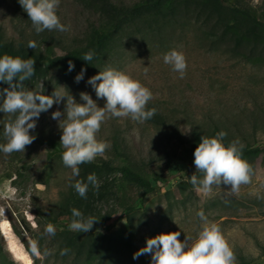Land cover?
<instances>
[{"label": "rangeland", "instance_id": "rangeland-1", "mask_svg": "<svg viewBox=\"0 0 264 264\" xmlns=\"http://www.w3.org/2000/svg\"><path fill=\"white\" fill-rule=\"evenodd\" d=\"M114 1L129 4L137 0ZM238 1L264 15V0ZM88 2L60 0L56 14L71 30L65 33L45 30L37 34L18 0H0V26L7 39L35 41L36 44L46 39L49 44L60 47L83 34L88 25L96 21ZM193 20L172 21L155 32L142 28L114 47L112 55L96 72L87 67L63 72L53 70L24 82L26 90L38 93L42 92V83L44 95L68 91L78 103H84L79 94L86 92L102 107L105 101L97 100L87 81L110 67L150 89L153 99L148 104L160 106L170 122L161 132L146 121L107 118L97 139L111 146L94 161L110 159V162L94 173L99 189L89 185L85 199L70 186L75 183V178L69 179L71 169L50 153L48 145L49 140L60 142L62 130L51 114L57 110L63 112L65 105L63 102L54 104L42 112L35 130H30L36 139L26 146L24 153L5 155L0 152V264H96V259L84 260L68 253L61 255L57 235L71 223L73 208L81 211L85 218L98 219L89 232L79 233V236L96 237L118 231L123 237L132 233L135 252L146 245L148 238L161 233L179 231L181 241L185 236L195 240L204 226L197 216L202 210L210 223L220 226L236 262L243 257L250 264H264L261 255L264 248V153L256 160L251 182L241 185L237 194L227 195L226 186L222 185L221 188L214 186L212 193L205 195L189 182L191 175L199 178L203 175L196 172L193 153L185 144L177 142V135L185 137L190 133V120L202 123L215 120L232 132L246 135L251 145L264 147V48L258 46V51L253 52L248 47L244 51L235 49L227 37L215 40L205 25ZM55 49L57 53L60 51ZM171 50L182 52L186 58L187 69L182 79L164 63L163 56ZM144 67H148L147 72ZM82 68L86 70L84 78L77 83L75 77ZM2 99L0 95V104ZM7 121L8 115L0 113V144L6 143L3 130ZM166 135L174 143L170 148L171 158L156 160L164 156ZM124 152L142 164V174L154 186L152 191L143 194L141 187L123 178L119 168ZM32 194L39 207L30 199ZM63 199L68 200L69 213L66 218L61 215L57 218ZM49 223L56 228L55 236L45 233ZM32 241L38 242L40 256L32 252ZM45 252L49 254L44 255ZM133 262L151 264V257L145 254L132 259L122 252L107 264Z\"/></svg>", "mask_w": 264, "mask_h": 264}, {"label": "clouds", "instance_id": "clouds-1", "mask_svg": "<svg viewBox=\"0 0 264 264\" xmlns=\"http://www.w3.org/2000/svg\"><path fill=\"white\" fill-rule=\"evenodd\" d=\"M18 3L27 13L37 34L45 30H56L61 33L71 30V26L62 24L56 14L60 0H18ZM36 47L35 41L28 42V48ZM93 58L94 52L89 51L82 59L90 62ZM163 60L179 74V78L184 77L187 63L182 52L171 50L163 56ZM34 64L35 60L32 58L22 59L7 54L0 57V82L8 85L7 88L0 90V95L3 96L0 113L8 115L3 130L6 143L0 144V152L5 155L13 152L24 153L26 146L31 145L36 139L35 135L30 134V130H35L40 114L48 111L54 104L59 105L63 102L64 111H54L51 117L58 121V126L62 130L59 142L64 149L62 162L71 169L69 177L71 180L79 177L81 164L92 163L110 148L109 142L97 139V133L107 118L127 117L143 123L156 114V108H147L148 102L153 99L150 89L129 75L110 67L99 71L87 81L95 91L97 100L105 101L102 107H99L96 100L86 92L79 94L80 100L84 103H78L68 91H54L52 95L42 94V83V92L26 90L24 82L34 75ZM74 67L69 60L68 70L72 71ZM144 68L147 72L148 67ZM85 71L82 68L76 75L77 83L84 78ZM226 135V132L220 131L211 138L201 136L194 150L193 163L196 172L203 175L199 178L193 174L189 177V182L198 192L205 195L211 194L214 186L221 188L222 185L226 186L227 195H235L241 185L251 182L253 168L242 159L245 145L236 140L226 146L223 143ZM89 185L96 190L99 189V182L94 173L87 176V182L77 179L70 186L74 187L81 198L86 199ZM71 212L73 219L68 228L76 233L89 232L94 222L98 221L91 216L85 218L78 209L73 208ZM197 216L204 222V226L195 240L185 236L181 241L178 239L181 235L179 231L161 233L148 238L146 245L133 254V259L149 254L151 264H236L235 253L220 226L210 223L202 210ZM45 233L55 236V226L49 223ZM31 250L35 255H41L37 241L31 242ZM68 251L67 248L62 249L61 255Z\"/></svg>", "mask_w": 264, "mask_h": 264}, {"label": "trees", "instance_id": "trees-1", "mask_svg": "<svg viewBox=\"0 0 264 264\" xmlns=\"http://www.w3.org/2000/svg\"><path fill=\"white\" fill-rule=\"evenodd\" d=\"M88 1V8L93 9V13L97 17L96 21L88 25L83 34L74 37L69 43H63L60 47L49 44L45 39L37 44L35 49H30L28 42L24 40L7 39L0 26V57L7 54L22 59H34L35 72L32 77L44 75L53 70L66 71L69 60L74 64V68L87 67L96 72L112 55L114 47H117L124 39L141 31L142 28L155 32L164 24L192 18L193 21L197 20L201 22V25H205L207 32L215 37V40L227 37L229 41H232L235 49L244 51L248 47L253 52L258 51L259 47L264 48V15L257 13L252 7L240 3L238 0H137L129 4L114 0ZM55 48L60 51L57 53ZM89 51L94 52V58L92 61L86 62L82 58ZM7 87V84L0 82V90ZM147 108H156L157 111L146 122L162 132L167 128V123L170 120L160 106L149 103ZM189 124L190 133L185 137L177 135V142L185 144L191 153H194L201 136L211 138L220 131L227 133L223 140L226 146L236 140L245 145L242 150V159L246 160L253 170L258 156L264 153V147L251 145L246 135L239 131L232 132L219 121L210 120L202 123L190 120ZM168 137L166 141H163L164 156H159L156 160L166 156L171 158L170 148L174 143L172 138ZM48 145L51 148L50 153L62 162L63 147L55 140H49ZM122 156L123 164L119 171L123 178L128 183L141 187L143 194L152 191L154 186L142 174V164L137 163L125 152ZM109 162L110 159H101L100 162L81 164L79 166L80 175L75 177V181L79 179L87 182L89 174L100 171ZM30 199L39 207L35 195L32 194ZM68 213V200L63 199L60 212L56 217L61 215L66 218ZM26 230L30 232L29 228ZM57 237L61 249H69L68 254L84 260L96 259V264L112 262L122 252L127 253L133 259L135 253L132 233L122 237L118 231H112L96 237L91 235L82 237L79 236V233L70 231L67 226H64ZM261 255L264 257V248L261 249ZM236 264H250V262L242 257Z\"/></svg>", "mask_w": 264, "mask_h": 264}]
</instances>
